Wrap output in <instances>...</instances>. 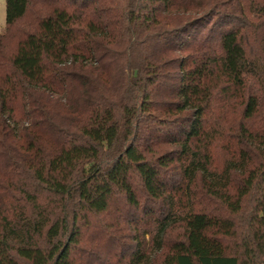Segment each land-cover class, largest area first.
<instances>
[{"label":"trees","instance_id":"trees-1","mask_svg":"<svg viewBox=\"0 0 264 264\" xmlns=\"http://www.w3.org/2000/svg\"><path fill=\"white\" fill-rule=\"evenodd\" d=\"M0 264H264V0H5Z\"/></svg>","mask_w":264,"mask_h":264},{"label":"rangeland","instance_id":"rangeland-1","mask_svg":"<svg viewBox=\"0 0 264 264\" xmlns=\"http://www.w3.org/2000/svg\"><path fill=\"white\" fill-rule=\"evenodd\" d=\"M5 26V0H0V32Z\"/></svg>","mask_w":264,"mask_h":264}]
</instances>
